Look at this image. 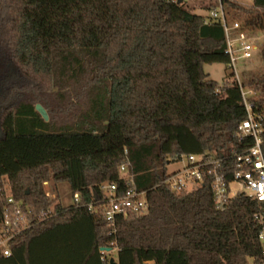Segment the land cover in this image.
<instances>
[{
    "label": "trees",
    "instance_id": "16d2710c",
    "mask_svg": "<svg viewBox=\"0 0 264 264\" xmlns=\"http://www.w3.org/2000/svg\"><path fill=\"white\" fill-rule=\"evenodd\" d=\"M177 2L0 0V208L10 196L32 211L0 264H264V203L238 195L221 211L211 179L181 192L164 183L168 165L192 155L224 156L231 180L234 155L253 146L238 137L240 90L204 71L229 70L223 27L195 13L219 0ZM222 3L264 34V0ZM244 77L264 117V70ZM127 182L148 209L114 229L102 186L125 193ZM46 183L69 184L80 202L63 206Z\"/></svg>",
    "mask_w": 264,
    "mask_h": 264
},
{
    "label": "built area",
    "instance_id": "2783aa9c",
    "mask_svg": "<svg viewBox=\"0 0 264 264\" xmlns=\"http://www.w3.org/2000/svg\"><path fill=\"white\" fill-rule=\"evenodd\" d=\"M208 19L220 23L224 29L231 81L240 90L247 114L238 137L251 139L253 146L244 154L234 155L235 166L231 180L227 176L231 168L223 167L227 162L224 156L192 155L182 156L178 162L186 158L188 165L183 171L168 173L164 183L172 190L181 192L199 188L207 179H211L215 204L218 210L223 211L229 200L238 195L264 203V117L255 112L253 102L255 94L247 86V78L244 77L247 66L253 63L259 51L258 45L262 36L249 32L239 20L231 17L222 0H219V7L209 13ZM127 154L125 150V155ZM125 170L126 165L121 167V172L124 173ZM45 185L48 186L47 183ZM126 185L128 190L125 193H120L116 185L102 186V190L109 195L105 206V219L114 229L119 217H128L130 214L145 212L148 209L146 193L138 192L132 187L131 182H127ZM232 186L237 187V190H232ZM48 196L54 197L49 193ZM79 202L80 198L76 195L74 203ZM92 209L90 206L89 210ZM31 217V210L24 211L22 203L16 202L10 196L7 197L5 204L0 208V253L3 256H11L10 243L32 227ZM255 219L260 226L259 241L264 256V212L257 213Z\"/></svg>",
    "mask_w": 264,
    "mask_h": 264
},
{
    "label": "rangeland",
    "instance_id": "374dc122",
    "mask_svg": "<svg viewBox=\"0 0 264 264\" xmlns=\"http://www.w3.org/2000/svg\"><path fill=\"white\" fill-rule=\"evenodd\" d=\"M238 3H240L241 5L245 6V7H251L252 5V0H239ZM196 14L200 15V16H205L207 17L209 15V13L205 12V11H201V10H196L195 11ZM231 17H233L236 20H239L241 22V20L238 18V16L235 15H231ZM261 35L262 39L259 42V49L262 47V45H264V34H259ZM264 70V64L260 62L259 58H258V53L253 61V63H251L249 66H247L246 68V72L245 73H250V74H259L262 73ZM204 71L206 74L209 75L210 79L217 82L220 86H223L225 83H228L229 81H231V72L230 70H228L226 65L223 64H213V65H205L204 66ZM188 165V160L185 158L180 162L177 163H172L170 165H168V173H174L177 171H183L186 166ZM232 190H237V187L232 186ZM47 191L49 194H54L53 192L55 191L59 196H60V200L63 206H71L74 203V198H73V194L72 191L70 189L69 184L67 183H61L57 186L54 185H50L47 186ZM115 256V254H114Z\"/></svg>",
    "mask_w": 264,
    "mask_h": 264
},
{
    "label": "water",
    "instance_id": "95a60500",
    "mask_svg": "<svg viewBox=\"0 0 264 264\" xmlns=\"http://www.w3.org/2000/svg\"><path fill=\"white\" fill-rule=\"evenodd\" d=\"M177 3H178L179 5H181V4L183 3V0H178ZM36 108H37V111H39V112L42 114L43 118H44L46 121H48V115H47L46 111L42 108V106L38 105ZM103 251H105V252H110V249L103 250ZM111 264H115V263H114V260H111Z\"/></svg>",
    "mask_w": 264,
    "mask_h": 264
}]
</instances>
